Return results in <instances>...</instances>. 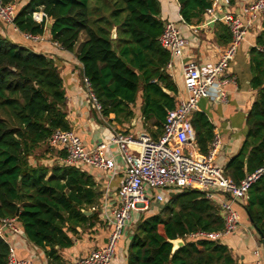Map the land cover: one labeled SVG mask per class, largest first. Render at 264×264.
I'll use <instances>...</instances> for the list:
<instances>
[{
  "label": "trees",
  "instance_id": "trees-1",
  "mask_svg": "<svg viewBox=\"0 0 264 264\" xmlns=\"http://www.w3.org/2000/svg\"><path fill=\"white\" fill-rule=\"evenodd\" d=\"M12 1L0 0L2 4ZM176 1L181 20L189 25L198 22L214 0ZM37 10L52 21L51 40L64 51L72 52L80 36H85L77 59L102 114L128 112L140 80L144 108L162 119L174 107L173 97L146 75L148 66L159 70L170 57L158 42L163 30L159 0H29L18 7L14 19L18 31L34 35L45 31L46 23L32 20ZM256 43L262 50L251 49L250 63L257 98L246 116L242 145L224 167L235 183L264 164V33ZM160 79L168 90L173 89L168 77L162 74ZM66 117L63 79L54 60L0 35V216H16L26 238L43 249L49 247L47 253L54 260L58 259L55 247L72 246L70 235H78L77 227L86 230L97 221L96 213L86 216L83 212L99 196L92 178L59 161L39 162L35 155L45 147L43 154L48 153L47 141L55 130H70ZM192 124L198 150L206 154L214 138L213 126L201 113L193 116ZM244 209L264 245V177L250 187ZM222 229L216 206L202 193L176 190L160 210L138 215L129 232L126 264H233L219 241L188 238L196 232ZM177 239L184 245L173 251L171 241ZM8 252L0 239V264H6Z\"/></svg>",
  "mask_w": 264,
  "mask_h": 264
},
{
  "label": "crops",
  "instance_id": "crops-1",
  "mask_svg": "<svg viewBox=\"0 0 264 264\" xmlns=\"http://www.w3.org/2000/svg\"><path fill=\"white\" fill-rule=\"evenodd\" d=\"M16 1L20 9L29 0ZM250 1L214 0L212 13H208L206 9L198 22L194 20L192 24L188 25L181 20L176 0H159L161 20L163 22L172 21L181 36L187 40L188 45L181 57L171 59L169 57L168 62L171 63V68L167 67L168 63L159 70L155 66H148L146 75L150 76V83H156L165 94L173 97L174 103L178 95L186 97L183 84V65L189 61H194L199 65L217 62L231 39L222 17L226 14H239ZM45 23V31L42 33L43 40L38 42L33 43L25 40L22 32L14 30L12 26L2 22H0V35L7 37L18 45L27 46L53 59L57 64L63 79L66 119L70 130H73L79 136L84 148L89 150L95 149L101 144H109L111 137L117 132L132 135L146 133L151 138L157 139L162 133L164 118L160 119L156 113H151L149 108H146V106L144 108L143 80H140L135 102L128 105V112L131 113L129 116L128 112H121L118 115L115 113L109 115L99 114L88 98L82 83V66L77 59V54L85 42V36H80L72 52H66L59 44L55 45V42L51 40L48 24L52 25V21L48 19ZM262 33H264V21L256 20L248 31L245 42L240 46L235 60L227 69L226 77L228 81L223 85L224 100L210 102L202 99L201 106L193 114V116L196 113L203 114L213 126V134L219 135L222 145L215 159V164L223 170L229 159L237 154L242 145L247 130L246 116L257 98V91L251 87L253 74L250 51L254 47L259 51L262 50V47L256 43L257 38ZM115 50L118 52L117 44H115ZM139 73L142 72L139 71ZM162 74L169 78L168 82H170L169 85L173 88L172 90H168L166 82L160 79ZM144 109L147 111V117ZM49 150H53L56 155L49 157L47 153L45 157H49L50 161L63 163L66 154L64 150ZM104 155L106 158L111 155L115 158V174L112 175L111 172L100 171L87 166H75L88 174L95 184V190L99 195L97 201L92 207L85 208L83 212L86 216L96 213V223L86 230L83 226L77 227L78 235H70L72 246L63 249L55 247L58 256V259L55 260L47 253L50 250L49 247L43 249L34 245L26 238L23 231H20L19 235L7 234L6 241L18 259L30 261L33 264H59L64 261L78 259L91 250L105 246L110 228L103 219L105 214L110 213L118 201V190L124 177L125 164L114 145H111L109 151H106ZM175 191L163 192L165 200L170 198ZM148 193H151V191L148 190ZM247 198L248 194L244 200L233 205L240 215V226L236 232L223 237L219 242L227 247L233 259V264H256L258 261H260V264H264V245L260 240L259 233L250 224L249 217L244 209ZM154 209L156 208H151L149 211ZM86 212H89V214ZM138 215L139 213H133L130 222L126 225L122 239L116 248V258L111 264H126V246L129 242V232L134 226ZM15 218L17 219L16 216ZM255 251H258L259 257L255 255Z\"/></svg>",
  "mask_w": 264,
  "mask_h": 264
},
{
  "label": "built area",
  "instance_id": "built-area-1",
  "mask_svg": "<svg viewBox=\"0 0 264 264\" xmlns=\"http://www.w3.org/2000/svg\"><path fill=\"white\" fill-rule=\"evenodd\" d=\"M212 7L207 9L208 13L213 12ZM17 11L16 0L7 4L0 2V22L18 30L14 25ZM31 17L33 22L39 25L48 20L42 10L33 12ZM222 20L229 30L230 43L215 63L199 65L189 61L183 65L186 97L178 95L174 107L166 111L162 133L157 139L146 133L132 135L117 132L111 137L109 144H101L95 149L86 150L73 130L58 129L49 137L47 146L57 151L64 150L66 154L63 164L69 167L87 166L115 174V158L112 155L106 158L104 155L111 145L117 147L119 156L125 164L124 177L118 190V201L103 219L110 228L105 246L91 250L83 257L60 264H111L116 258L117 245L133 213H145L151 208L161 209L165 202L163 195L165 191L197 190L216 206L223 220V229L212 233L196 232L188 235L189 239L219 241L236 232L240 226V215L233 205L244 200L250 187L264 177V164L254 172L246 174L238 183L233 182L225 175L224 170L215 164L222 145L219 135H214L207 153L201 154L192 118L198 110L200 99H207L210 102L224 100L223 85L228 81L227 69L245 42L252 24L256 20L264 21V0H251L239 14H226ZM22 35L25 40L33 43L43 40L42 34ZM158 42L161 48L168 51L170 59L181 57L188 45L176 25L168 20L163 22ZM55 45L58 43L55 42ZM167 67L171 68L170 62ZM82 83L93 108L99 114L102 113V106L93 93L89 80L83 76ZM148 190L151 193H148ZM7 234H20L16 218L0 216V239L8 245ZM8 248L6 264H33L18 259L9 245ZM255 255L259 257L258 251H255ZM256 264H260V261Z\"/></svg>",
  "mask_w": 264,
  "mask_h": 264
},
{
  "label": "rangeland",
  "instance_id": "rangeland-1",
  "mask_svg": "<svg viewBox=\"0 0 264 264\" xmlns=\"http://www.w3.org/2000/svg\"><path fill=\"white\" fill-rule=\"evenodd\" d=\"M235 60V59H234ZM233 60V61H234ZM232 61V62H233ZM232 62L230 63V64H232ZM229 64V65H230ZM201 100L202 99H200L199 100V102H198V107H200L201 106V104H200V102H201ZM207 100V99H206ZM48 150V154H49V157L50 156H55L56 154L54 153V151L53 150H49V149H47ZM44 152H46V147L45 148H42V149H40L39 151H36V157H38L40 160H39V162H43V163H46V162H49V163H54V162H56V161H50L49 160V157H45L46 156V154H43ZM238 203V202H237ZM157 209V208H156ZM158 210H160V209H158Z\"/></svg>",
  "mask_w": 264,
  "mask_h": 264
},
{
  "label": "water",
  "instance_id": "water-1",
  "mask_svg": "<svg viewBox=\"0 0 264 264\" xmlns=\"http://www.w3.org/2000/svg\"><path fill=\"white\" fill-rule=\"evenodd\" d=\"M51 27H52V25L48 24V28L51 29ZM115 38H116V30L113 29L111 31V39L114 40ZM61 164H63V163H61ZM86 213L89 214V212H86ZM249 222L251 225L253 224V222L250 218H249ZM171 243L173 245V249H172L173 251L177 250L178 248H180L184 245V242L181 239L173 240V241H171Z\"/></svg>",
  "mask_w": 264,
  "mask_h": 264
}]
</instances>
